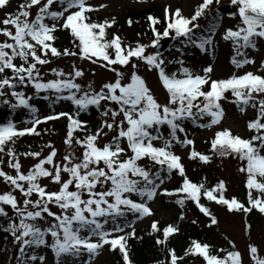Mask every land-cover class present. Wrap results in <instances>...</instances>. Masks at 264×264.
<instances>
[{
  "label": "snow or ice",
  "instance_id": "snow-or-ice-1",
  "mask_svg": "<svg viewBox=\"0 0 264 264\" xmlns=\"http://www.w3.org/2000/svg\"><path fill=\"white\" fill-rule=\"evenodd\" d=\"M228 2L232 10L226 15L237 21L221 34L232 46L230 62L238 69L245 65L257 67L255 71L218 79L212 78L211 64L196 71L185 66L182 56L188 45L201 51L213 47L220 0H200L187 16L168 5L164 6L163 19L148 13L147 28L152 33L148 43L139 39L127 42L115 32L109 36L107 30L116 24V18L92 20L90 13L105 5H93L90 0H22L13 11L3 12L0 104L27 112L24 121L9 117L0 122V153L6 157L0 159V183L6 187L0 191V217L7 220L0 224V230L8 234L16 249L15 264H48L44 251L52 254L55 264H93L105 246L109 251H118L123 264H133L128 240L139 238L134 224L154 215L151 203L158 195L175 196L181 209L190 201L208 218V226L217 225L218 220L202 200L224 206L229 212H242L245 217L253 210L264 216V59L257 61L248 51L255 52L258 45H264V0ZM9 4L10 0H0V10ZM208 14L215 23L207 35L196 36L193 30L200 28L196 21ZM126 23L133 24L131 17ZM57 32L68 34L70 47L55 46ZM170 36L178 41L176 51L181 57L167 62L178 65L172 72L166 70L164 58L155 50L163 37ZM60 57L87 60L114 76L98 89L91 81L81 85L77 81L84 71L75 61L69 71L51 66ZM140 64L155 72L166 93L165 102L156 98L139 74ZM28 88L32 89L30 94ZM41 94L51 101L50 109L60 101L70 102L72 108L42 114L32 102ZM222 101L234 104L241 113L249 107L253 110V118L246 122L251 135L242 137L227 127L218 128L207 141L209 152L198 151L188 127L219 125L225 114ZM92 107L101 114L94 131L80 118ZM60 118L67 121L63 143L69 151L59 160L58 149L51 141L40 150L29 146L23 153L15 151L17 138L40 136L39 125ZM109 132L115 135L101 142ZM74 146L79 155L72 151ZM176 146L186 149L189 159L204 164L210 163L214 155L237 159L238 171L245 177L246 203L235 196L227 197L223 180L211 186L205 177L200 182L192 181L181 155L174 150ZM44 148L48 149L46 153ZM21 157L31 158L34 163L24 169ZM173 174L179 177V186L164 187ZM45 180L48 183H42ZM179 218H184L183 211ZM250 228L245 219L246 234ZM178 232L173 223L161 227L158 220L150 221V234L166 253L156 264H182L188 256L200 257L202 264H243L231 239V250H213L209 243L193 238L183 254L177 255L168 242ZM247 252L251 264H264V256L254 242L247 245Z\"/></svg>",
  "mask_w": 264,
  "mask_h": 264
},
{
  "label": "rangeland",
  "instance_id": "rangeland-1",
  "mask_svg": "<svg viewBox=\"0 0 264 264\" xmlns=\"http://www.w3.org/2000/svg\"><path fill=\"white\" fill-rule=\"evenodd\" d=\"M90 2L93 5H105V7L100 8L103 11H111L115 15L120 14V12L124 10H128L131 8L135 9H147V8H154L159 13L163 14V9L165 5H168L171 9L179 8L181 9L182 14L184 15H190V11L192 8L197 5L200 0H90ZM99 9V8H98ZM6 11V9L0 10V17H2L3 12ZM232 20L228 19L225 24L231 25ZM259 49V47L257 48ZM231 49L230 45L224 41L220 35L214 36V45L211 47L208 51H199L194 49H190L189 51H186V53L183 54L182 58L185 61V64L187 67L192 68L193 70H200L202 67L207 66L208 64L212 65V78L218 79V78H226L233 73L235 74H241V72L245 70H252L256 68L255 65H245L242 68L235 69L231 65H229V55H230ZM254 53V52H253ZM261 52L259 53V57ZM252 55V54H251ZM223 61V64H218L220 61ZM75 61L76 66L78 68H81L84 71V75L81 78H78L79 83L81 85H87L89 81L93 83V87L99 88V86L111 80L114 76V74L105 69L104 67H101L97 64H89L85 60H80L78 58H72V57H60L58 59H55L53 64L51 66L53 67H62L65 71H69L71 63ZM168 61H172L170 59V56L165 57L166 62V70H170L174 66L173 63H167ZM225 61V62H224ZM226 65V67L224 66ZM123 70V69H122ZM138 72L140 75H142L148 86L151 88L154 94H156V98L161 102H165L166 100V93L162 90L160 87L159 82L156 79L155 72L148 71L144 66L140 64L138 68ZM33 103L38 106L41 104V101H33ZM222 107L224 108L225 114L221 120V123L218 126L226 125L232 131H237L240 133V135H244L243 131V115L241 112H239L236 108L233 106H230L225 103V101H222ZM3 106V104H0V108ZM70 107L62 108V111H69ZM60 111V110H55ZM92 111V110H90ZM42 114H48L47 111H42ZM85 117L82 118L83 120H86L87 126L93 124V122L96 120L94 114L87 113L84 115ZM202 132V129L195 125H190L188 127V135L192 139H196L198 135H200ZM210 132L204 131V134H201L199 138H201L202 135H207ZM66 135V132L63 131L61 134L57 135V137L53 138L54 140L52 143L56 146L58 149V155L56 159H60L67 151H69L68 147L63 143L64 137ZM112 135H115V132H109L107 136L103 137V140L101 142H105L108 139L111 138ZM179 155L184 156V154L187 152L186 149H183L179 146H176L174 149ZM48 151L47 148H44V152L46 153ZM76 153V155H79L76 149H72ZM23 168L27 169L34 161L31 158H23L21 160ZM207 167V171L210 173V175L215 178L214 180H223L226 185V196H230L232 192L236 190V188H239L241 190V186L243 185L242 182L244 180V176L240 174L237 167L230 162H227L225 160H219L215 159L212 163H210ZM172 179L176 180L178 177H176L175 174H173ZM213 180V181H214ZM42 183H48V181H42ZM50 188H54L55 185L49 184ZM6 190V187L3 183H0V191ZM152 209H156V216L163 218L165 221H170L172 216L175 213V209H168L165 206H161L159 200L155 198V200L151 203ZM215 216L218 218V224L214 225L215 227H212L215 229V232L217 233V239L218 244L221 246H225L228 249L231 250L230 246L228 245V239H231L234 241L236 249L239 250L242 256L243 264H251L248 252H247V245L249 242V239L251 238L252 242H254L258 248L260 249V255L264 256V216L261 214L257 215L255 220L252 221V226L250 229V238L244 237V227L241 222V217L236 216L232 213H230L227 209L223 210L220 207L215 206ZM214 208V209H215ZM9 215H11V212H9ZM129 221L132 220V217L128 219ZM150 222L149 218H144L142 220L136 221L134 224L135 230L139 231L142 226L147 225V223ZM44 255L48 258V264H55V258L52 256V254L49 251H44ZM111 254L108 253L106 246L102 248L99 253L94 257L93 264H100V262H107L110 260ZM86 259L87 257H83ZM201 264V263H200Z\"/></svg>",
  "mask_w": 264,
  "mask_h": 264
},
{
  "label": "trees",
  "instance_id": "trees-1",
  "mask_svg": "<svg viewBox=\"0 0 264 264\" xmlns=\"http://www.w3.org/2000/svg\"><path fill=\"white\" fill-rule=\"evenodd\" d=\"M12 1H17V0H12ZM22 1V0H19ZM148 13H151V10H135L131 9L128 10L120 15L121 18H116V24L113 25L110 29H108L109 36L111 33L115 32L118 35L122 37L127 42H132L137 39H139L143 43H148L150 38L152 37V33L150 30L147 28V22H146V16ZM155 15V14H154ZM91 19L92 20H103L105 18H112V15H102V14H94L90 13ZM156 16H159V14H156ZM131 17L133 20V24L129 26L126 23V20ZM161 19H163L162 16ZM160 29L162 30V26H160ZM137 33H140V36H137ZM57 40L55 41V46L58 48H63V47H70L69 43V36L66 32H57ZM231 95L230 93L228 96ZM58 125V126H57ZM64 123L61 122L60 126L59 124L53 123L50 124V126L45 127L48 129L47 132L44 131V129H40L41 135L40 136H23L19 137L16 140V143L14 145L15 151L17 153H23L27 150H29V146H31V150L40 148L44 142L48 139V135L51 134L52 129L54 127L61 128L63 127ZM248 130V129H247ZM249 132V130H248ZM250 133V132H249ZM248 133V134H249ZM251 134V133H250ZM76 135L83 136L82 132H77ZM76 148V147H75ZM203 153H208L209 152V144H207L205 147H202L200 150ZM220 158L222 160L226 159L230 161L231 163H237L239 166V162L237 159H233L232 157H219V156H213ZM212 158V160H213ZM186 174L188 177L194 181V182H200L202 177L206 178V183L208 186H211L215 184V182L212 181V177L208 174L205 173V168L203 163L199 162L198 160H191L187 159L186 163L184 164ZM245 181V180H244ZM179 186V185H176ZM172 188H175L173 186ZM233 196H235L238 200L241 202L247 201V190L243 188L241 191H238L237 189L233 192ZM162 199L166 200L168 206L174 204L177 207V213L174 218V223L175 225H180L186 223L187 231H184L182 234H174L169 242L168 246L171 248H174L177 255H182L183 250L188 246L190 239H198L202 242H207L210 245L214 246L216 243L215 239V232L214 229H209L205 225L206 223H209L208 218H203V216L197 211V209L192 205L190 201H186L183 209L180 208L179 205L175 203L176 197H166L162 195ZM163 200V201H164ZM165 202V203H166ZM202 203L206 204L205 200H202ZM207 206V205H206ZM190 207L193 208V215L191 217H188V211L190 210ZM208 207V206H207ZM211 209V207H210ZM184 212V218L180 219V212ZM255 210L252 212L248 213L247 217L240 212L236 213L239 217H243V220L247 221H252L255 219ZM159 225L163 227L166 225V223L163 220H158ZM195 221V223H193ZM7 221H3L2 217H0V224H6ZM6 238L8 237L6 233ZM137 238H131L128 240V249H129V255L130 259L132 260L133 264H156V261L158 260H163L165 258V251L162 249L161 246H157L154 242V236L150 234V228H145L141 234H136ZM8 247L11 249L12 246L8 244ZM112 257L110 259V262L107 264H123L122 257L118 251H112ZM200 257L196 256H188L185 257L183 260L182 264H197L198 259ZM14 260L10 259L9 264H13ZM0 264H4L1 263Z\"/></svg>",
  "mask_w": 264,
  "mask_h": 264
},
{
  "label": "bare ground",
  "instance_id": "bare-ground-1",
  "mask_svg": "<svg viewBox=\"0 0 264 264\" xmlns=\"http://www.w3.org/2000/svg\"><path fill=\"white\" fill-rule=\"evenodd\" d=\"M220 64H223V61H222V60L220 61V63L218 64V66H219Z\"/></svg>",
  "mask_w": 264,
  "mask_h": 264
},
{
  "label": "water",
  "instance_id": "water-1",
  "mask_svg": "<svg viewBox=\"0 0 264 264\" xmlns=\"http://www.w3.org/2000/svg\"><path fill=\"white\" fill-rule=\"evenodd\" d=\"M160 44H158V47H159Z\"/></svg>",
  "mask_w": 264,
  "mask_h": 264
}]
</instances>
